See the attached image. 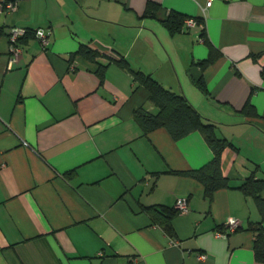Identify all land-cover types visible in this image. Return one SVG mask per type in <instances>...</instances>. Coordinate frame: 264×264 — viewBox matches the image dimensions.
Returning a JSON list of instances; mask_svg holds the SVG:
<instances>
[{
	"label": "crops",
	"instance_id": "obj_1",
	"mask_svg": "<svg viewBox=\"0 0 264 264\" xmlns=\"http://www.w3.org/2000/svg\"><path fill=\"white\" fill-rule=\"evenodd\" d=\"M12 1L0 11V264H264L253 248L264 217L238 188L264 179V0ZM170 11L200 18L203 37L171 32ZM13 26L45 29L48 43L21 39L9 65ZM81 44L98 56L76 52ZM120 58L215 124L229 142L227 187L209 198L182 172L212 156L199 130L143 131L133 110L153 104ZM178 197L188 211L169 234L154 213ZM230 217L239 226L221 234Z\"/></svg>",
	"mask_w": 264,
	"mask_h": 264
},
{
	"label": "trees",
	"instance_id": "obj_2",
	"mask_svg": "<svg viewBox=\"0 0 264 264\" xmlns=\"http://www.w3.org/2000/svg\"><path fill=\"white\" fill-rule=\"evenodd\" d=\"M155 8L156 4L147 2L144 15H154ZM186 17L187 16L179 12L170 11L165 20V25L171 32L180 31L183 28ZM197 20L201 21L200 18H197ZM200 32V36L203 37V29H201ZM30 35H35L34 30L27 29L25 34L19 37V42H21V39ZM213 50V48H210L208 57L200 62L202 66L214 57ZM76 52L92 60L98 56L96 50L85 44H81ZM118 63L132 74L137 85H142L148 90L149 100L153 104L152 107L156 108V110H153L152 107L145 108L139 106L133 110V117L139 122L143 131L147 132L157 127H164L173 139H178L193 130H199L210 146L212 156L198 168L188 169L182 172L183 174L198 179L203 184L205 194L209 198H211L215 189L227 187L229 182L228 178L222 174L220 157L223 148L228 145L229 142L225 138H219L215 135V124L204 120L199 111L182 93L162 85L149 73H145L139 69H133L123 58L118 59ZM197 81L202 84L201 77H199ZM241 111L249 112L250 106L246 103L241 108ZM238 188L255 199L260 213L262 217H264V197L261 196V191L264 190V179L255 178L251 175L245 178L243 182L238 185ZM156 208L158 207L154 209L157 210ZM177 212L175 203L174 206L161 205L160 209L154 213L153 219L163 226L169 234H172L171 217ZM253 248L256 259L264 260V230L259 229Z\"/></svg>",
	"mask_w": 264,
	"mask_h": 264
},
{
	"label": "built area",
	"instance_id": "obj_3",
	"mask_svg": "<svg viewBox=\"0 0 264 264\" xmlns=\"http://www.w3.org/2000/svg\"><path fill=\"white\" fill-rule=\"evenodd\" d=\"M214 0H206L204 3V7H209ZM14 3L12 0H0V11L12 9ZM199 27L200 29L204 28V23L198 21L196 17L187 16L184 20L183 27ZM27 28L25 27H17L13 26L10 28L9 32L7 33L8 41L10 43V59L9 65L18 58V55L22 49V46L19 42V37L25 34ZM34 34L38 37L39 41L45 46L48 43L47 31L45 29H35ZM175 208L180 213H186L188 211V201L187 197H178L175 201ZM227 224L225 230L220 232L221 234H226L228 232L234 231L239 226V220L236 218L230 217L228 221L225 223ZM206 255L204 253H199L198 258L205 259Z\"/></svg>",
	"mask_w": 264,
	"mask_h": 264
},
{
	"label": "rangeland",
	"instance_id": "obj_4",
	"mask_svg": "<svg viewBox=\"0 0 264 264\" xmlns=\"http://www.w3.org/2000/svg\"><path fill=\"white\" fill-rule=\"evenodd\" d=\"M153 110H156V108H153Z\"/></svg>",
	"mask_w": 264,
	"mask_h": 264
}]
</instances>
